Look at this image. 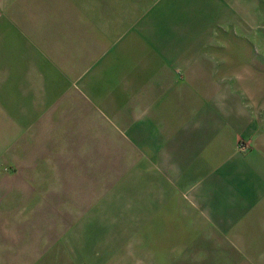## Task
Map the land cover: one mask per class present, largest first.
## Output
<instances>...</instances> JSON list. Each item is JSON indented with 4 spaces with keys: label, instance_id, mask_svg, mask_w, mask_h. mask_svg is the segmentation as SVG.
I'll return each instance as SVG.
<instances>
[{
    "label": "crops",
    "instance_id": "0c3cea01",
    "mask_svg": "<svg viewBox=\"0 0 264 264\" xmlns=\"http://www.w3.org/2000/svg\"><path fill=\"white\" fill-rule=\"evenodd\" d=\"M161 8L0 0V186L3 166L44 147L36 140L48 125L105 120L127 138L138 125L139 155L154 156L155 187L169 193L161 203L179 221L163 258L177 262L186 252L187 262L264 264V138L237 148L259 124L242 101L209 100L210 73L197 61L205 58L162 41ZM47 162L43 171L58 169Z\"/></svg>",
    "mask_w": 264,
    "mask_h": 264
},
{
    "label": "rangeland",
    "instance_id": "374dc122",
    "mask_svg": "<svg viewBox=\"0 0 264 264\" xmlns=\"http://www.w3.org/2000/svg\"><path fill=\"white\" fill-rule=\"evenodd\" d=\"M146 2L162 7L167 46L205 58L195 60L210 73L209 100L224 96L250 109L260 128L251 141L239 138L237 148L246 151L255 137L263 139L264 0ZM82 109L90 115L88 106ZM83 122L48 125L36 140L44 147H27L18 163L3 166L0 264H200L197 257L185 261L186 252L177 262L163 258L179 221L161 203L169 193L155 187L161 179L154 156L139 155L138 125H130L134 138H127L105 120ZM47 160L58 169L43 171Z\"/></svg>",
    "mask_w": 264,
    "mask_h": 264
}]
</instances>
